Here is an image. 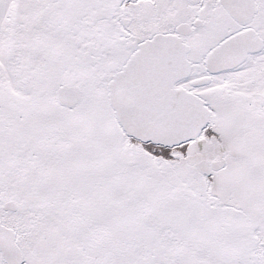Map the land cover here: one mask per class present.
Listing matches in <instances>:
<instances>
[{
    "label": "snow or ice",
    "instance_id": "1",
    "mask_svg": "<svg viewBox=\"0 0 264 264\" xmlns=\"http://www.w3.org/2000/svg\"><path fill=\"white\" fill-rule=\"evenodd\" d=\"M0 264H264V0H0Z\"/></svg>",
    "mask_w": 264,
    "mask_h": 264
}]
</instances>
